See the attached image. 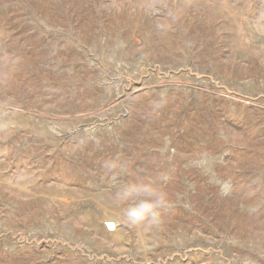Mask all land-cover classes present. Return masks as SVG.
<instances>
[{"label":"rangeland","instance_id":"1","mask_svg":"<svg viewBox=\"0 0 264 264\" xmlns=\"http://www.w3.org/2000/svg\"><path fill=\"white\" fill-rule=\"evenodd\" d=\"M0 264H264V0H0Z\"/></svg>","mask_w":264,"mask_h":264},{"label":"clouds","instance_id":"2","mask_svg":"<svg viewBox=\"0 0 264 264\" xmlns=\"http://www.w3.org/2000/svg\"><path fill=\"white\" fill-rule=\"evenodd\" d=\"M144 191L149 193L147 199H137L138 190L135 187L122 194L126 200L133 201L132 206L127 209L126 218L132 224L146 221L148 225H158L160 223L159 210L168 207L167 193L152 189L150 186H145Z\"/></svg>","mask_w":264,"mask_h":264},{"label":"water","instance_id":"3","mask_svg":"<svg viewBox=\"0 0 264 264\" xmlns=\"http://www.w3.org/2000/svg\"><path fill=\"white\" fill-rule=\"evenodd\" d=\"M106 226L109 230H112L114 228V224L113 223H106Z\"/></svg>","mask_w":264,"mask_h":264}]
</instances>
